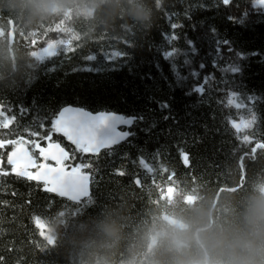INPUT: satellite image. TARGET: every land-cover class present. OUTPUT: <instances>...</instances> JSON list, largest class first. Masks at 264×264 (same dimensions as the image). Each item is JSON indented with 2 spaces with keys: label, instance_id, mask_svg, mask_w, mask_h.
I'll use <instances>...</instances> for the list:
<instances>
[{
  "label": "trees",
  "instance_id": "trees-1",
  "mask_svg": "<svg viewBox=\"0 0 264 264\" xmlns=\"http://www.w3.org/2000/svg\"><path fill=\"white\" fill-rule=\"evenodd\" d=\"M68 106L131 118L130 136L83 158L82 201L0 174V264H264V148L238 141L264 142V8L0 0V115L27 135Z\"/></svg>",
  "mask_w": 264,
  "mask_h": 264
},
{
  "label": "snow or ice",
  "instance_id": "snow-or-ice-1",
  "mask_svg": "<svg viewBox=\"0 0 264 264\" xmlns=\"http://www.w3.org/2000/svg\"><path fill=\"white\" fill-rule=\"evenodd\" d=\"M254 6L264 8V0H254ZM251 123V120L238 117L231 122V126L238 136L241 128L247 130ZM13 124L11 118L0 115V130L7 137L0 139V174H7L10 170L17 178L35 182L39 191L54 194L69 202L82 201L87 195L84 181L88 172L85 169L90 167V164L83 162V158L98 155L91 129L66 122L60 125V130L16 135L13 133ZM238 141L241 144L246 142L252 151L264 148V142H256L248 135ZM182 163L187 167L183 157ZM133 183L139 184V178H135ZM32 221L37 234L43 235V225L37 215H33ZM48 244L53 247L54 241L48 240Z\"/></svg>",
  "mask_w": 264,
  "mask_h": 264
},
{
  "label": "water",
  "instance_id": "water-1",
  "mask_svg": "<svg viewBox=\"0 0 264 264\" xmlns=\"http://www.w3.org/2000/svg\"><path fill=\"white\" fill-rule=\"evenodd\" d=\"M57 120L59 125L67 122L90 128L97 153L110 150L118 143L127 140L130 136L128 130L132 125L131 118H124L122 115L116 113L90 112L72 106L60 110ZM84 184L87 197L90 187L89 175L85 177Z\"/></svg>",
  "mask_w": 264,
  "mask_h": 264
},
{
  "label": "clouds",
  "instance_id": "clouds-1",
  "mask_svg": "<svg viewBox=\"0 0 264 264\" xmlns=\"http://www.w3.org/2000/svg\"><path fill=\"white\" fill-rule=\"evenodd\" d=\"M250 216L253 223L264 225V203L254 204Z\"/></svg>",
  "mask_w": 264,
  "mask_h": 264
},
{
  "label": "rangeland",
  "instance_id": "rangeland-1",
  "mask_svg": "<svg viewBox=\"0 0 264 264\" xmlns=\"http://www.w3.org/2000/svg\"><path fill=\"white\" fill-rule=\"evenodd\" d=\"M52 54V47H46L45 49L39 51L38 53H35L36 59H42L43 57Z\"/></svg>",
  "mask_w": 264,
  "mask_h": 264
}]
</instances>
